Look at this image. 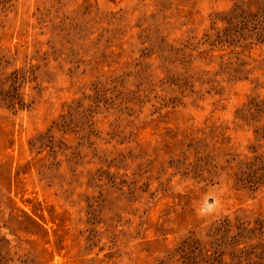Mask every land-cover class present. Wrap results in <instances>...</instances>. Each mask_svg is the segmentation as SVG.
Instances as JSON below:
<instances>
[{
    "label": "rangeland",
    "instance_id": "374dc122",
    "mask_svg": "<svg viewBox=\"0 0 264 264\" xmlns=\"http://www.w3.org/2000/svg\"><path fill=\"white\" fill-rule=\"evenodd\" d=\"M0 264H264V0H0Z\"/></svg>",
    "mask_w": 264,
    "mask_h": 264
}]
</instances>
